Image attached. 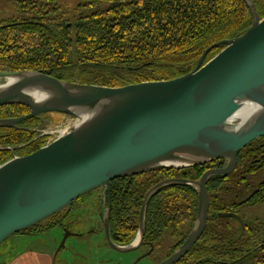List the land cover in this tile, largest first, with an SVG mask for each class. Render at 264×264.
Returning a JSON list of instances; mask_svg holds the SVG:
<instances>
[{
    "label": "water",
    "instance_id": "obj_1",
    "mask_svg": "<svg viewBox=\"0 0 264 264\" xmlns=\"http://www.w3.org/2000/svg\"><path fill=\"white\" fill-rule=\"evenodd\" d=\"M241 1L251 15L249 28L206 48L190 72L173 79L108 87L63 81L33 70L0 71V107L29 109L23 116L0 119V128L47 113L76 119L55 141L0 165V245L81 196L97 189L110 192L116 179L224 159V167L209 169L198 180L172 178L151 187L128 245H116L110 237V200L103 212L107 244L129 253L143 244L146 207L153 195L169 185L190 186L198 197L193 227L158 264H176L189 252L207 224L208 180L232 173L239 153L264 137V17L251 0ZM219 46L224 47L204 63L209 51ZM248 104L252 105L243 113ZM219 217L243 223L231 212ZM69 236L65 230L59 248Z\"/></svg>",
    "mask_w": 264,
    "mask_h": 264
},
{
    "label": "trees",
    "instance_id": "obj_2",
    "mask_svg": "<svg viewBox=\"0 0 264 264\" xmlns=\"http://www.w3.org/2000/svg\"><path fill=\"white\" fill-rule=\"evenodd\" d=\"M260 18L264 0H251ZM18 13L0 20V71L33 70L68 82L120 87L169 80L190 72L209 46L243 34L251 15L241 0H15ZM206 55L204 63L217 54ZM29 112L21 105L0 107V119ZM39 117L0 128V165L44 145ZM226 160L181 170L160 169L111 182L110 237L119 246L134 239L146 192L172 178L198 180ZM264 137L247 145L226 177L208 180L209 211L199 240L176 264H264V221L219 217L264 204ZM198 197L187 185L157 191L146 207L144 240L178 248L191 231ZM65 209L62 212H66ZM56 214L18 235L55 226ZM60 217V216H59Z\"/></svg>",
    "mask_w": 264,
    "mask_h": 264
},
{
    "label": "rangeland",
    "instance_id": "obj_3",
    "mask_svg": "<svg viewBox=\"0 0 264 264\" xmlns=\"http://www.w3.org/2000/svg\"><path fill=\"white\" fill-rule=\"evenodd\" d=\"M59 2L68 7L74 5V0H59ZM17 11L18 4L15 3V0H0V20L14 16L18 13ZM62 115L47 113L38 116L40 126L36 129V137L42 138L44 145L47 139L40 135L41 132L56 129L63 120ZM262 178L264 175L257 178L256 181ZM95 196L96 193L91 192L82 196V199L88 200ZM237 216L243 220L258 218L264 221V204L248 209H239ZM64 223L68 227L67 231L73 234L67 237L64 247L59 248L65 231L59 226H53L42 232H35L34 235L16 234L0 245V264H9L14 258L24 253H34L40 256L49 255L52 257L51 264H134L138 258L139 252L120 253L105 245L98 214L96 215L90 206L85 207ZM45 226H47L46 221L42 223V227L45 228ZM91 229L95 232L88 234ZM79 234H84V236H79ZM171 243V240H165V247ZM137 264H152L151 258L143 259Z\"/></svg>",
    "mask_w": 264,
    "mask_h": 264
},
{
    "label": "flooded vegetation",
    "instance_id": "obj_4",
    "mask_svg": "<svg viewBox=\"0 0 264 264\" xmlns=\"http://www.w3.org/2000/svg\"><path fill=\"white\" fill-rule=\"evenodd\" d=\"M92 192H95L96 196L93 198L90 197L88 199L89 201L83 200L82 196H81L80 198L73 201L67 208H65V209H67L66 212L61 211L60 213H62V214L59 215L60 217L57 216L54 220L55 226H59V227L63 228L64 230H67L68 227L64 222L71 217L73 218L75 215H77L79 212H81V210H83L85 207L90 206L93 209V211L95 212V214L96 215L98 214L100 224L102 226L103 233H104V226H103L102 217H103V212H104L105 208L109 204V200L111 202V191L109 192L106 190V191H104V193H102L100 189H97V190H94ZM109 195H110V199H109ZM94 232H95V230L91 229V231H89L88 234L94 233ZM71 235H73V234H71ZM79 236H84V234H79ZM104 243L107 247H109V245L107 244L106 238H105V234H104ZM110 249H112V248H110ZM167 251H168V248L165 247V234H163V236L161 237V241H159V242L158 241L156 242V241L144 240V238H143V244L137 250L132 251V252H139L138 258L141 255L146 254L147 252H150L149 255L143 259L151 258L152 264H158L167 258V256H165L167 254ZM129 253H131V252H129ZM138 262L135 261L134 264H137Z\"/></svg>",
    "mask_w": 264,
    "mask_h": 264
},
{
    "label": "built area",
    "instance_id": "obj_5",
    "mask_svg": "<svg viewBox=\"0 0 264 264\" xmlns=\"http://www.w3.org/2000/svg\"><path fill=\"white\" fill-rule=\"evenodd\" d=\"M62 122L56 127V129L51 130H43L41 132V136L46 137L47 141L45 145L50 144L55 141L65 130L69 129L76 123V119L74 117L68 115H62Z\"/></svg>",
    "mask_w": 264,
    "mask_h": 264
},
{
    "label": "crops",
    "instance_id": "obj_6",
    "mask_svg": "<svg viewBox=\"0 0 264 264\" xmlns=\"http://www.w3.org/2000/svg\"><path fill=\"white\" fill-rule=\"evenodd\" d=\"M52 257L49 255L40 256L34 253H24L17 256L9 264H51Z\"/></svg>",
    "mask_w": 264,
    "mask_h": 264
},
{
    "label": "bare ground",
    "instance_id": "obj_7",
    "mask_svg": "<svg viewBox=\"0 0 264 264\" xmlns=\"http://www.w3.org/2000/svg\"><path fill=\"white\" fill-rule=\"evenodd\" d=\"M252 105V104H251ZM251 105H247L243 110H242V112L244 113V112H246L247 111V109H249L250 107H251Z\"/></svg>",
    "mask_w": 264,
    "mask_h": 264
}]
</instances>
